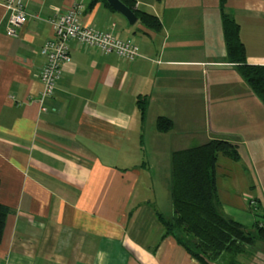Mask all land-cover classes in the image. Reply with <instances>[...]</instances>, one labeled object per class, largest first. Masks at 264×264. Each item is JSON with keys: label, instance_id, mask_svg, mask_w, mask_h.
<instances>
[{"label": "crops", "instance_id": "crops-1", "mask_svg": "<svg viewBox=\"0 0 264 264\" xmlns=\"http://www.w3.org/2000/svg\"><path fill=\"white\" fill-rule=\"evenodd\" d=\"M75 1L85 5L84 24L132 38L140 56L125 61L70 41V59L42 111L40 48L53 35L48 18ZM133 1L159 17L160 31L128 25L101 0H23L28 19L12 36L0 3V203L9 208L0 263L200 264L163 234L158 214L169 217L158 208L152 166L141 152L174 143L177 127L194 134L191 106L204 76L241 78L211 51L222 13L239 25L246 62L264 65V0ZM245 86L238 93L245 103L240 139L249 162L264 164V106ZM139 96L147 102L143 118ZM159 115L172 120L171 130L156 129ZM228 170L233 194L238 187ZM254 174L264 193L263 173Z\"/></svg>", "mask_w": 264, "mask_h": 264}, {"label": "trees", "instance_id": "trees-1", "mask_svg": "<svg viewBox=\"0 0 264 264\" xmlns=\"http://www.w3.org/2000/svg\"><path fill=\"white\" fill-rule=\"evenodd\" d=\"M104 4L114 11L104 0ZM133 9L138 21L158 32L162 24L151 12L136 9L133 0H122ZM221 27L225 44V61L231 63L252 93L264 106V65L246 62L244 45L239 38V25L231 17L221 14ZM145 97H138L141 118L146 109ZM169 117L159 115L155 127L159 132L172 129ZM219 155L239 159L237 144L222 138L173 150L170 153V184L172 215L158 214L164 235L176 241L200 264H249L247 252L257 239L264 242V208L258 202L248 205L255 220L249 230L241 222L222 213L216 184ZM256 200V199H254ZM9 208L0 203V242L4 233Z\"/></svg>", "mask_w": 264, "mask_h": 264}, {"label": "rangeland", "instance_id": "rangeland-1", "mask_svg": "<svg viewBox=\"0 0 264 264\" xmlns=\"http://www.w3.org/2000/svg\"><path fill=\"white\" fill-rule=\"evenodd\" d=\"M220 27L221 20L220 24L218 22L216 32L214 30L216 38L212 39L211 43L215 42V46L211 51L217 55L218 59L225 61V44ZM219 75H221V72H218L216 81H213L211 74L209 75V79L208 76H204V89L203 91L200 89L199 94L194 97L195 100L194 103L192 102L191 108L195 112V117L198 118V122L192 125L195 128L194 134L186 136L184 130H181L182 127H177L173 130L176 134L174 143L171 142L170 145L164 143L158 144L162 143L159 141L150 147H143L142 145L147 150L145 153V149H142L141 155L144 156V161H147L152 166L153 188L158 208H160L165 216L171 217L170 153L173 150L202 144L211 137L228 138L227 140L238 142L239 145L237 146L241 159L237 163L222 155L219 156L217 161L216 176L219 208L223 214L241 222L246 228L251 230L255 216L247 208L246 199H249V202L255 203L257 200L253 198H259L261 200V205L258 207L259 211L264 208V193H260L262 189L258 185L254 174L256 169L260 170L263 173L261 179L264 180V164L258 163L256 158H254L256 165L249 162L246 150L240 139V135H244L240 120L243 118L242 108L245 106V103L244 98L239 96L238 93L246 88L245 82L236 73H234L235 78L230 79ZM248 91L254 98L256 97L252 91ZM258 101L261 105V101L259 99ZM148 150L151 152H149V155L147 153ZM160 150L161 152H159ZM150 157L153 158L149 159ZM228 168L231 170H228V173L233 174V181L238 187L236 188V193L233 194L227 191L225 185L226 179L223 175ZM245 181L254 182L253 185L255 184V187H244ZM247 255L249 264H264V242L257 239L253 247L247 252Z\"/></svg>", "mask_w": 264, "mask_h": 264}, {"label": "built area", "instance_id": "built-area-1", "mask_svg": "<svg viewBox=\"0 0 264 264\" xmlns=\"http://www.w3.org/2000/svg\"><path fill=\"white\" fill-rule=\"evenodd\" d=\"M0 3L7 13L5 31L9 35L16 36L18 28L28 19L24 2L23 0H0ZM84 11L85 5L81 1H75L71 6L55 11V14L48 18L53 35L46 39L40 48L44 62L39 73L42 90L37 99L42 111L45 110L42 104L43 97L53 94L63 67L70 59V41L94 48L103 54L113 53L125 61H132L140 56L132 38L122 39L110 28L84 24L80 20ZM249 205L253 206L254 203L250 201Z\"/></svg>", "mask_w": 264, "mask_h": 264}, {"label": "water", "instance_id": "water-1", "mask_svg": "<svg viewBox=\"0 0 264 264\" xmlns=\"http://www.w3.org/2000/svg\"><path fill=\"white\" fill-rule=\"evenodd\" d=\"M115 12L124 17L128 25H134L138 18L132 8L127 6L122 0H104Z\"/></svg>", "mask_w": 264, "mask_h": 264}]
</instances>
